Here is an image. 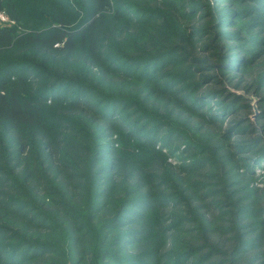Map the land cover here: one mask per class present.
I'll return each mask as SVG.
<instances>
[{"label": "rangeland", "instance_id": "rangeland-1", "mask_svg": "<svg viewBox=\"0 0 264 264\" xmlns=\"http://www.w3.org/2000/svg\"><path fill=\"white\" fill-rule=\"evenodd\" d=\"M144 1L0 0V83L48 105L44 140L0 122V264H264V0ZM95 18L100 66L80 45ZM54 29L76 48L41 42ZM21 237L56 246L11 255Z\"/></svg>", "mask_w": 264, "mask_h": 264}, {"label": "trees", "instance_id": "trees-1", "mask_svg": "<svg viewBox=\"0 0 264 264\" xmlns=\"http://www.w3.org/2000/svg\"><path fill=\"white\" fill-rule=\"evenodd\" d=\"M94 1L97 4L98 10H103L109 4V0ZM190 1L191 0H183L185 7H189L188 5H190ZM144 3L145 4L143 7L152 9V2L151 4H149V2L146 0L144 1ZM1 9L2 3L0 2V10ZM100 25H102V22L101 24H99V19L95 18L91 24H89L86 28L81 29V31L79 32L81 35V47L88 49V52L86 53V59L90 60L91 63L95 64L96 66H100L103 61V52L100 50L98 40V33H100L99 30L101 28ZM123 32L125 33H121L119 36H116L115 39V41L119 44L123 51L121 52V57L126 59L129 58L132 60L138 59L132 58L138 56L132 55L130 50L132 48H135L137 45V43L134 42L135 38L131 36L134 30H130V28H128ZM49 33L50 36H48V38H43V40H41V42H44L47 46H49V48L60 51L63 48L59 47V45L55 46V44H60L61 42H64L66 44V48L68 49L71 48L72 50H74L76 48V34L72 32H65L61 29H54ZM13 41L14 37L12 33L7 32L6 29H2L0 31V44H10ZM31 41H40V39L31 38ZM193 49L194 47H192V52L195 51ZM230 65H233V63ZM24 88V78L22 77L3 81L2 83H0V122L12 126L15 129H19L21 127L34 128L40 135H38V137L44 140L43 136L46 135V133L43 132V130L45 129L44 112L47 109L48 105L45 102L33 99L31 95H27L24 91ZM24 161L25 162L23 164V168L24 166L25 168L23 170L26 171L27 175L29 173V176L25 180L21 181V185H24L25 188L29 190V192H32L33 195H35V202H40L41 204L45 205L49 198V195H51V192H49L50 189L48 188V186H44L37 180L39 177H33L36 174L34 163L35 160L30 157V159L26 158ZM9 181L13 183L11 180ZM14 188L15 187L12 188V190L14 191H11L10 189L5 196L7 197V199L5 200L7 202H5V204L7 203V205L11 206V208L15 205H18V202H21V200L13 198L12 195L15 193ZM37 203L34 204L37 206ZM41 211L45 213V210ZM41 211H39L38 215H42ZM17 242L18 244L15 245V247L11 248V251H13L11 255L15 254L14 252L16 249H21L22 247H25L26 249H28L27 247L31 249H43L46 246L47 249L52 250L56 246L51 242L42 243L39 240L28 239L25 237L19 238ZM235 245L236 243H233V240L231 238H227L223 240H215V242L212 244V247L214 248V250L220 248L231 250L235 247Z\"/></svg>", "mask_w": 264, "mask_h": 264}]
</instances>
